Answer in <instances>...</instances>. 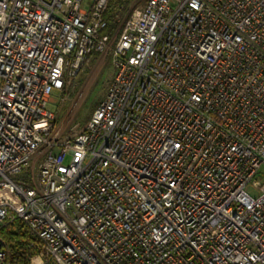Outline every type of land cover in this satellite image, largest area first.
Returning a JSON list of instances; mask_svg holds the SVG:
<instances>
[{
    "label": "built area",
    "instance_id": "2783aa9c",
    "mask_svg": "<svg viewBox=\"0 0 264 264\" xmlns=\"http://www.w3.org/2000/svg\"><path fill=\"white\" fill-rule=\"evenodd\" d=\"M108 1L0 0V264L16 220L26 264H264V0H134L114 33ZM95 53L114 76L63 135Z\"/></svg>",
    "mask_w": 264,
    "mask_h": 264
},
{
    "label": "rangeland",
    "instance_id": "374dc122",
    "mask_svg": "<svg viewBox=\"0 0 264 264\" xmlns=\"http://www.w3.org/2000/svg\"><path fill=\"white\" fill-rule=\"evenodd\" d=\"M87 7L88 2L84 4ZM114 73L111 55L95 53L62 92L54 91L48 108L55 112V126L63 135L74 136L83 129L92 108L106 96Z\"/></svg>",
    "mask_w": 264,
    "mask_h": 264
},
{
    "label": "trees",
    "instance_id": "16d2710c",
    "mask_svg": "<svg viewBox=\"0 0 264 264\" xmlns=\"http://www.w3.org/2000/svg\"><path fill=\"white\" fill-rule=\"evenodd\" d=\"M133 3L134 0L108 1V7L105 12V17L108 21L107 32L114 33L116 31L121 21L128 14ZM101 100L102 99H100V101ZM95 108L96 107H93L92 110L94 111ZM1 232L4 239V249L7 261L11 264H26L27 254L32 253V251L27 247L29 239L28 234L24 229L23 222L20 220L9 221L1 227Z\"/></svg>",
    "mask_w": 264,
    "mask_h": 264
}]
</instances>
